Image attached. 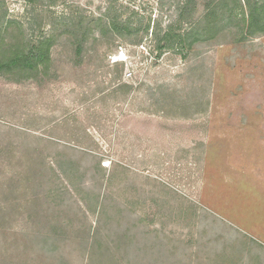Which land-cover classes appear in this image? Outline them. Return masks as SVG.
I'll use <instances>...</instances> for the list:
<instances>
[{"label": "rangeland", "instance_id": "374dc122", "mask_svg": "<svg viewBox=\"0 0 264 264\" xmlns=\"http://www.w3.org/2000/svg\"><path fill=\"white\" fill-rule=\"evenodd\" d=\"M183 1L0 0L11 43L56 38L47 68L0 73V264H264V31L228 0L161 54L140 27L189 29L210 0ZM110 4L136 32L78 58L67 18Z\"/></svg>", "mask_w": 264, "mask_h": 264}, {"label": "trees", "instance_id": "16d2710c", "mask_svg": "<svg viewBox=\"0 0 264 264\" xmlns=\"http://www.w3.org/2000/svg\"><path fill=\"white\" fill-rule=\"evenodd\" d=\"M227 1L210 0L205 6L203 15L197 19H190L189 29H181L180 26L181 30L175 31L173 26H169L166 30H163L159 23L154 25V27H151L150 24H144L140 29L145 34L151 33L156 42V47L161 54L171 49L177 51L192 49L197 42L212 38L219 32L216 20L219 18L220 9L223 12V16L226 12L233 10L231 7H228ZM246 1L249 6V28H252V30L255 28L258 32L264 31V25L261 24L262 12L260 7L252 5L250 0ZM192 4L193 0L183 1L179 6L180 16H184L186 13L189 14L194 9ZM112 7L113 5L110 4L106 12L98 16L85 13L76 16L72 14L67 18L68 22L63 29V33L71 36L75 55L78 58L83 57L88 47L87 40L95 30H98V37L95 36V40L101 39L109 33L124 35L136 32V28H132L133 24L123 19L122 15H111ZM225 9L226 11H224ZM4 17L5 15H3ZM3 24L0 17V73L10 72L14 69L29 71L38 69L41 66L47 68V65L51 62V49L56 42L55 35H42L37 41H32L27 45H21L15 41L11 43L7 38H10L8 36V29L12 25V21L10 20L5 25ZM98 27L100 29H97Z\"/></svg>", "mask_w": 264, "mask_h": 264}]
</instances>
